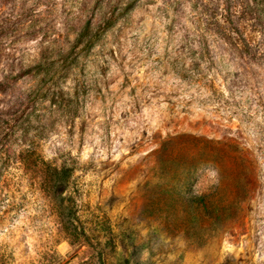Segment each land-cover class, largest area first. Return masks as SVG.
Instances as JSON below:
<instances>
[{"label": "rangeland", "instance_id": "obj_1", "mask_svg": "<svg viewBox=\"0 0 264 264\" xmlns=\"http://www.w3.org/2000/svg\"><path fill=\"white\" fill-rule=\"evenodd\" d=\"M0 264H264V0H0Z\"/></svg>", "mask_w": 264, "mask_h": 264}, {"label": "trees", "instance_id": "obj_2", "mask_svg": "<svg viewBox=\"0 0 264 264\" xmlns=\"http://www.w3.org/2000/svg\"><path fill=\"white\" fill-rule=\"evenodd\" d=\"M245 14H247V12H245ZM245 14L235 15L234 12L227 10L225 15L218 17L215 27L212 30L208 29L207 33L212 35V38L229 47L230 50L239 57L248 56V58L252 59L254 47H252L249 42L247 28L243 27L241 22ZM256 27L257 25L255 24L251 30L255 31L257 29ZM50 175V180L56 185L60 171L52 169Z\"/></svg>", "mask_w": 264, "mask_h": 264}]
</instances>
